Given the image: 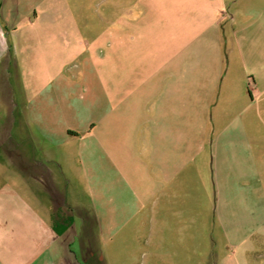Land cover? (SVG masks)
Returning a JSON list of instances; mask_svg holds the SVG:
<instances>
[{
    "label": "crops",
    "instance_id": "crops-1",
    "mask_svg": "<svg viewBox=\"0 0 264 264\" xmlns=\"http://www.w3.org/2000/svg\"><path fill=\"white\" fill-rule=\"evenodd\" d=\"M111 4L112 119L58 53L89 45L69 1L0 0V264H103L108 205L115 264H264V0Z\"/></svg>",
    "mask_w": 264,
    "mask_h": 264
},
{
    "label": "rangeland",
    "instance_id": "rangeland-1",
    "mask_svg": "<svg viewBox=\"0 0 264 264\" xmlns=\"http://www.w3.org/2000/svg\"><path fill=\"white\" fill-rule=\"evenodd\" d=\"M71 13H73V17L79 27L78 36L80 39L86 40L89 45L84 49L79 48L77 45H72L68 47L67 52L60 51L61 49H57L58 53L67 54L66 58L67 69L69 72L72 71L73 75L77 73L75 79L79 82L80 85H83V96L85 98H90L89 90L93 87L99 90V93L105 97V108L106 111L110 112V119L113 116V106H114V94L115 91H120L125 88L126 85L130 86V70L131 64L136 61V57L131 55L130 51L122 52L121 56L119 53H115L114 45H113V37L110 35V30L113 27V5L111 4L112 0H68ZM84 8V16L82 12H79V8ZM105 13V15H103ZM104 16V17H103ZM106 36L103 37V33ZM75 36L78 37L75 34ZM73 38V36H72ZM104 38V39H103ZM64 42V39H62ZM105 40V41H104ZM107 40V41H106ZM110 41V42H108ZM63 45L58 44V46ZM82 54H88L93 62L89 63V65H81L79 58L75 55L76 52ZM152 52H150V56ZM139 58L141 56L139 55ZM122 64H121V61ZM128 83V84H127ZM252 91H254V87L251 82L249 83ZM85 88V89H84ZM94 89V88H93ZM82 90V86L79 91H73L72 95L79 97V92ZM78 139H74L76 141ZM55 154L64 156L65 149H57ZM73 152L69 148L67 156L73 157ZM75 172V170H74ZM75 174L74 179V192L73 199L77 204H80L81 207H87V188L84 186V190L82 191V185L80 184L79 177ZM93 187V185H91ZM102 188V185H100ZM86 189V190H85ZM107 210L104 214V224L101 228H99L100 232L103 234L105 239V244H100V253L102 254L103 264H115L114 261V244H113V215L112 209L108 205ZM89 214V213H87ZM83 233L86 236V243L83 244V250L86 253L96 252L98 248L95 243V234L96 229L91 224L87 228H82ZM81 233V231H80ZM78 250V249H77ZM96 250V251H95ZM119 255L122 254L121 259L118 264H124L123 254L125 253V249L118 251ZM91 255V254H90ZM121 256V255H120ZM75 264H78L75 260ZM89 264H95L92 259H90Z\"/></svg>",
    "mask_w": 264,
    "mask_h": 264
},
{
    "label": "trees",
    "instance_id": "trees-1",
    "mask_svg": "<svg viewBox=\"0 0 264 264\" xmlns=\"http://www.w3.org/2000/svg\"><path fill=\"white\" fill-rule=\"evenodd\" d=\"M53 228L55 229V231H56L57 233H61V232L65 229V227L61 226V225L58 224V223H56L55 225H53Z\"/></svg>",
    "mask_w": 264,
    "mask_h": 264
}]
</instances>
